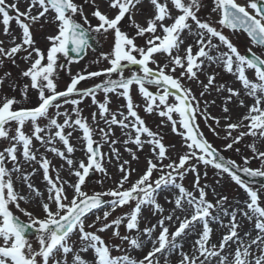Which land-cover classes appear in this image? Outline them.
I'll return each mask as SVG.
<instances>
[{
    "label": "snow or ice",
    "instance_id": "1",
    "mask_svg": "<svg viewBox=\"0 0 264 264\" xmlns=\"http://www.w3.org/2000/svg\"><path fill=\"white\" fill-rule=\"evenodd\" d=\"M203 13V0H0V67L27 65L19 99L3 90L16 91L12 74L0 75V264H264V183L256 182L264 178V0H212ZM46 25L55 31L42 49L33 29ZM241 32L243 50L233 39ZM108 35L109 52L93 61L106 66L71 74L91 41ZM65 69L70 82L60 90ZM32 91L35 101L25 103ZM113 97L124 101L115 110ZM89 99L96 111L86 116ZM141 111L162 118L157 130ZM166 125L182 141L175 157L159 131ZM245 140L251 155L225 156ZM78 150L83 158H74ZM96 173L112 186L89 193ZM225 177L242 198L225 193ZM117 209L127 210L114 216Z\"/></svg>",
    "mask_w": 264,
    "mask_h": 264
},
{
    "label": "rangeland",
    "instance_id": "2",
    "mask_svg": "<svg viewBox=\"0 0 264 264\" xmlns=\"http://www.w3.org/2000/svg\"><path fill=\"white\" fill-rule=\"evenodd\" d=\"M8 3L13 2V0H7ZM78 2H82V0H78ZM103 7V6H102ZM212 7V3L211 2H204V8H211ZM21 10H25L23 3H21L20 5ZM93 9L89 8L87 5H85V14L88 15L90 14V12ZM210 13V10L207 12V10H204V15H208ZM14 14V13H11ZM138 21L142 22L143 18L142 17H137ZM212 19H215V14H212ZM93 24L96 23L95 20L92 21ZM11 30L16 33L19 34L20 33V29L19 27L13 22L11 25ZM34 31V37L37 40L38 45L43 49L47 46V40L46 37L48 35L54 34V26H45V28L40 29L39 26H37L36 28L33 29ZM225 34H229L231 35V31L229 33ZM0 39H6V37L3 36L2 34V29H0ZM234 42L238 44L239 47H245L247 45H249V40L247 39V37L243 34V33H237L236 36L233 37ZM98 42L101 46V49L98 52H94L92 50H89L87 55L84 57V59L80 60L79 62H74L70 65V69H71V74L75 75L77 72H87L89 70H97L99 68L105 67L106 66V62L101 61L100 64H94L93 61H95L102 52L107 53L109 52L110 48H111V44H112V36L108 35L107 38H103V37H98ZM255 50V49H254ZM17 65H13L10 61L5 60L4 62V66L0 67V75H3L4 72H10L12 74L11 77V81L10 82H15L17 84V89L15 92L11 91L7 85H5L4 87V91L7 92L8 95H15L17 96V98H20V93L22 91V84L26 83L27 80L26 78H23L20 76V71L25 69L27 67V65L21 60V59H17ZM127 74V73H126ZM221 76L223 77L224 80H226L227 82L231 83L232 78L230 76H227L225 74H221ZM203 79V77H201ZM58 87L60 90H63L66 86L67 83L70 82V76H69V72L67 69L61 71L58 74ZM100 79L102 78H95V79H91L88 80L86 83L82 82L81 86H89L92 85L94 83H97L100 81ZM220 79V78H218ZM193 89H195V85H193ZM30 98L28 101H25V103H33L35 101L36 98V94L34 91L30 92L29 94ZM135 101L136 103L139 104H143L142 98H140L138 95L135 96ZM124 101L123 99H116L115 97L112 98V104L110 105V107L115 110L117 107H119L121 104H123ZM221 103V101L219 99H217V105H219ZM82 109H83V114L88 116L91 112L96 111L95 106H93L91 104L90 99L87 100L84 104L81 105ZM210 111L212 112V114L214 115H219V108L218 107H212L210 109ZM141 115L145 116L146 122L148 123V125L150 127L153 128V130H157V126L161 125V120L162 118L159 117L158 115H151V116H147L145 113H143L141 111ZM199 123L201 124V129L205 132V134L208 136V138L210 140H212L214 143L217 144H221L222 142L217 140L212 133L208 130V128L206 127V125L204 124V122L201 120L199 121ZM208 123H212V121H209ZM102 126V125H101ZM159 131H161L164 134L165 137V141L166 142H170L171 144H174L176 147L174 149L171 150V155L173 157H175L177 152H182V141L181 138L177 135H175L172 131H171V126L170 125H166V126H161L159 128ZM117 135H120V131L119 129H116ZM224 133L221 132V136H223ZM250 141L245 140L243 143H240L238 145H236V147L240 148V153H236L234 151H228L227 153H225V156L227 158H233L236 159L238 162L240 161V154H245V155H251V153L248 151L247 149V144ZM6 145V142L4 141H0V148H2L3 146ZM39 147V145H37ZM121 152H123V148L120 149ZM41 151H43V149L41 148ZM104 152H108V148L107 146L104 147L103 149ZM148 153L145 152H141L138 153V155L140 156V166H143V161L145 156ZM74 158H83V153L81 151H77L74 153ZM124 158L125 159H130L129 155L127 153H124ZM49 159L53 160V163L56 164L57 166H59V164L61 163V161H59L57 158H54L51 154H49ZM165 163H167V161H165ZM132 166L135 168L137 167V162L133 161ZM252 167H259V162H254L251 165ZM108 170L110 175H112L113 177L117 176L118 173L116 171V168L113 167L112 165H108ZM62 175L69 180H74V177H70L68 176L67 172L62 173ZM39 177H41V175H37ZM42 178V177H41ZM135 178V177H133ZM99 180H103V184H98L97 181ZM193 180V177L191 175H189L186 178V186H190L191 181ZM208 183H212L213 182V171L209 170V176H208ZM224 191L227 195H229L230 198L233 199H237V198H242L243 197V190L239 189L238 186H236L233 182H231L227 177H225L224 181ZM35 186L37 188H39L41 191H43L44 189V184L42 181V186L38 183L37 178L35 177ZM110 186H112V180L109 179H105L104 177L101 176V174L96 173L93 174V176L89 177L87 180V186L85 188L86 191H88L89 193L93 192V191H100V190H104L109 188ZM211 198V197H210ZM24 206V205H22ZM127 209H117L116 212L113 214L114 216L116 215H122L124 211H126ZM145 215L147 216L148 213L145 212ZM21 219L26 220L25 217L22 216L21 214ZM91 219H94V217H91ZM89 220V222H90ZM123 231V229H122ZM255 234V233H254ZM253 234V235H254ZM106 239L110 237V232H106L102 234ZM31 240H34V236L33 237H29ZM220 238V233L217 232L214 237H213V242H216L218 239ZM75 239V237H74ZM34 247H35V243H34Z\"/></svg>",
    "mask_w": 264,
    "mask_h": 264
},
{
    "label": "water",
    "instance_id": "3",
    "mask_svg": "<svg viewBox=\"0 0 264 264\" xmlns=\"http://www.w3.org/2000/svg\"><path fill=\"white\" fill-rule=\"evenodd\" d=\"M91 43L94 45L95 43H94V40L93 41H91ZM75 55V54H74ZM245 179H248L247 177H245ZM256 182H257V184H259V183H264V178H256Z\"/></svg>",
    "mask_w": 264,
    "mask_h": 264
},
{
    "label": "bare ground",
    "instance_id": "4",
    "mask_svg": "<svg viewBox=\"0 0 264 264\" xmlns=\"http://www.w3.org/2000/svg\"><path fill=\"white\" fill-rule=\"evenodd\" d=\"M37 180H38V183L42 186V178L39 177V176H36Z\"/></svg>",
    "mask_w": 264,
    "mask_h": 264
},
{
    "label": "flooded vegetation",
    "instance_id": "5",
    "mask_svg": "<svg viewBox=\"0 0 264 264\" xmlns=\"http://www.w3.org/2000/svg\"><path fill=\"white\" fill-rule=\"evenodd\" d=\"M242 3H245V0H240Z\"/></svg>",
    "mask_w": 264,
    "mask_h": 264
}]
</instances>
